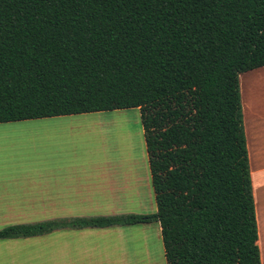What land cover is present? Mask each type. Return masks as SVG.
Masks as SVG:
<instances>
[{
    "label": "trees",
    "instance_id": "16d2710c",
    "mask_svg": "<svg viewBox=\"0 0 264 264\" xmlns=\"http://www.w3.org/2000/svg\"><path fill=\"white\" fill-rule=\"evenodd\" d=\"M264 67V0H0V123L137 109L165 264H260L238 77Z\"/></svg>",
    "mask_w": 264,
    "mask_h": 264
},
{
    "label": "crops",
    "instance_id": "0c3cea01",
    "mask_svg": "<svg viewBox=\"0 0 264 264\" xmlns=\"http://www.w3.org/2000/svg\"><path fill=\"white\" fill-rule=\"evenodd\" d=\"M242 84L239 82L241 97ZM257 97L253 101L242 97L240 106L256 246L260 264H264V90ZM87 114L0 123V131L40 127L46 132L38 139L29 134L12 138L0 135V229L77 217L133 214L130 209L134 199L144 201L148 214L155 211L145 153L138 172L119 160L117 164L51 163L49 153L54 147L68 150L75 158V143L87 135L91 141L99 132L96 126L100 120ZM41 148L44 154L39 153ZM161 263L164 258L157 223L59 229L35 237L0 240V264Z\"/></svg>",
    "mask_w": 264,
    "mask_h": 264
},
{
    "label": "rangeland",
    "instance_id": "374dc122",
    "mask_svg": "<svg viewBox=\"0 0 264 264\" xmlns=\"http://www.w3.org/2000/svg\"><path fill=\"white\" fill-rule=\"evenodd\" d=\"M239 82L243 83L241 85L243 99L253 101L258 98L257 94L264 90V67L241 74L238 77V85ZM242 97L240 94V105ZM87 116L100 120V123L96 126L99 132H95L91 141L87 135L75 143L77 147L75 158L72 154L68 153V150L54 147L51 153H49L52 159L48 158L49 160L51 159V163L54 165L69 163L100 164L105 162L117 164L123 161V165H131L138 172L143 163L142 158L145 152L137 109L89 113ZM53 128L57 127L53 126ZM21 134H29L38 139V135H46V132L40 127L29 131L23 129H5L0 131L1 136L10 138L21 136ZM53 138L59 140L58 136H54ZM37 147L40 148V143ZM39 150L42 151L39 153L44 154L42 148ZM130 211L133 214L137 212L148 214L149 209L146 207L144 201L134 199V204Z\"/></svg>",
    "mask_w": 264,
    "mask_h": 264
}]
</instances>
